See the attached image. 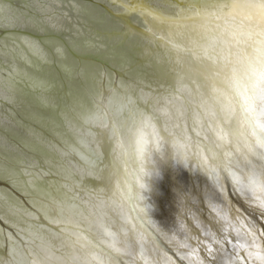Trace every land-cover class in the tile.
Segmentation results:
<instances>
[{
    "label": "bare ground",
    "instance_id": "6f19581e",
    "mask_svg": "<svg viewBox=\"0 0 264 264\" xmlns=\"http://www.w3.org/2000/svg\"><path fill=\"white\" fill-rule=\"evenodd\" d=\"M207 2L0 0V264H70L77 239L109 243L104 228L116 224L124 264H251L241 248L214 246V261L205 250L209 230L234 229L232 243L247 247L241 222L264 229L231 178L193 164L159 166L156 179L155 155L139 156L127 132L150 109L169 130L190 111L202 119L192 81L202 83L197 33L209 25L197 13Z\"/></svg>",
    "mask_w": 264,
    "mask_h": 264
},
{
    "label": "snow or ice",
    "instance_id": "6c2138e0",
    "mask_svg": "<svg viewBox=\"0 0 264 264\" xmlns=\"http://www.w3.org/2000/svg\"><path fill=\"white\" fill-rule=\"evenodd\" d=\"M197 15L205 18L209 25L204 32L197 33L199 51L204 53L203 57H198L202 83L196 85L195 80L192 81L200 95L201 103L197 107L202 119L193 120L190 111L187 125L174 121L169 130L161 117L150 109L149 116L127 128L129 139L134 151L145 160L155 155L156 165L149 166L156 179L163 178L159 166L175 167L178 172L187 167L191 172L194 164L214 180L217 170L226 174L231 178L233 189L253 208L257 218L264 221V0H208ZM113 138L122 143L119 129L114 130ZM163 146H167V150ZM234 157L244 165L240 168L237 164V171H232ZM145 178L140 176L139 182L141 201L147 205L144 191L149 186L143 183ZM127 191L132 193L128 198L135 201L131 185ZM141 211L147 214L144 209ZM127 223L135 228L130 220ZM228 223L230 225L231 221ZM241 226L252 238L250 246L238 240L232 243L231 235H238L234 229L230 234L225 230L222 238L209 230L206 235L210 243L205 245V250L211 261L216 259L214 246H217L215 251H221L225 245H231L233 249L247 252V257L237 253L238 259L264 264V246L256 244L257 239L264 241V229L251 221L241 222ZM112 227L104 228L109 243L87 235L82 241L77 239L76 243L83 246L69 247L73 257L70 264H124L125 253L113 240L124 239L126 233L120 231L122 226L118 224ZM76 253L80 255L79 260L75 259ZM29 264H36L35 259H30Z\"/></svg>",
    "mask_w": 264,
    "mask_h": 264
},
{
    "label": "water",
    "instance_id": "95a60500",
    "mask_svg": "<svg viewBox=\"0 0 264 264\" xmlns=\"http://www.w3.org/2000/svg\"><path fill=\"white\" fill-rule=\"evenodd\" d=\"M38 1V0H37ZM42 1V0H41ZM33 44V43H32Z\"/></svg>",
    "mask_w": 264,
    "mask_h": 264
}]
</instances>
